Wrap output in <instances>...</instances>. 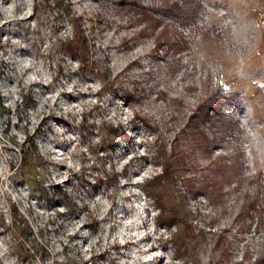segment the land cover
<instances>
[{"label": "rangeland", "instance_id": "374dc122", "mask_svg": "<svg viewBox=\"0 0 264 264\" xmlns=\"http://www.w3.org/2000/svg\"><path fill=\"white\" fill-rule=\"evenodd\" d=\"M176 3L198 19L173 16L167 9ZM67 6L81 17L98 74L61 56L56 39L72 32ZM28 60L33 64H21ZM106 66L114 87L99 93ZM33 74L37 79L28 81ZM57 91L33 128L30 114ZM212 95L217 102L209 115L198 112ZM89 100L97 103L85 106L79 123L71 113L56 115L62 103ZM124 109L133 112L127 124L117 119ZM113 111L115 122L107 119ZM103 121L120 123L125 133L104 139ZM161 144L184 165L171 189L177 203L184 199L195 236L180 257L172 241L176 228L166 226L147 187L162 173L155 162L163 161ZM128 156L133 159L117 172ZM66 172L67 181H52ZM131 179L139 182L120 183ZM130 189L141 194L120 196ZM97 197L112 202L105 221L88 207ZM137 217L139 230L154 234L113 244L114 227L105 242L101 225L108 218ZM0 242L6 248L0 264H119L149 245L139 254L161 255L143 264L169 258L258 264L264 256V0H0Z\"/></svg>", "mask_w": 264, "mask_h": 264}, {"label": "trees", "instance_id": "16d2710c", "mask_svg": "<svg viewBox=\"0 0 264 264\" xmlns=\"http://www.w3.org/2000/svg\"><path fill=\"white\" fill-rule=\"evenodd\" d=\"M46 3L49 0H44ZM58 0H56L57 2ZM61 2V0H59ZM63 2V1H62ZM193 2H199V0H186V4H192ZM34 7H38V3L34 4ZM68 9V10H67ZM189 9H184L179 7L178 3L173 7H169L167 11L171 12L173 16H185L188 19L193 18L197 20V16L192 14ZM195 9H198L197 7ZM66 17L67 22L72 28L71 35H66L64 38H57L56 40L60 44V49L62 48V57L68 59L66 56H71L79 62L78 70L81 72H91L99 73L98 68L96 67L97 62L95 59L90 58V41L87 38V33L85 28L81 24V17L76 15L72 9L67 6L66 8ZM62 17L61 14H57L55 18ZM57 33L54 32L56 36ZM55 44V42H54ZM52 43L50 54L53 53L52 49L54 47ZM59 49V48H58ZM98 70V71H97ZM103 76H100L101 83L99 93H103L109 88L112 90L114 87V82L112 83L111 78L112 74L109 72L108 67H105V72L102 73ZM111 81V82H110ZM217 102V97L210 96L198 107V112H204V115H209V110L213 106V103ZM198 112L192 113L190 115V123L194 122L195 118H198ZM103 127L106 129V135L103 136L104 139L116 138L120 134V131L125 133V129L121 127L120 123L106 122L103 121ZM162 148L158 154L159 157L163 158L161 161L156 157V161L162 165V173L155 175L151 180L148 181L147 187L149 194L155 199L157 205L160 209V216L163 218L166 226L176 228V233H173L172 241L176 248V255L178 257L182 256L181 251L183 248H189L190 243L193 241L194 235V226L192 224V215L187 212L186 206L184 204V199L180 203L176 202V197L174 195L171 186L174 182L175 171H177L181 166L184 168L183 161L180 159H172V156L167 155L165 150V144H161ZM194 235V236H193ZM258 264H264V256L257 262ZM237 264H245L243 262Z\"/></svg>", "mask_w": 264, "mask_h": 264}, {"label": "clouds", "instance_id": "9594fccd", "mask_svg": "<svg viewBox=\"0 0 264 264\" xmlns=\"http://www.w3.org/2000/svg\"><path fill=\"white\" fill-rule=\"evenodd\" d=\"M229 24L231 25V21H229ZM233 36L234 37H238V30L233 27ZM245 42H247L245 40ZM139 51V50H138ZM21 64L24 66H30L33 64V61L28 60V61H21ZM79 65H76V67H78ZM22 71V69H21ZM37 77L33 74L30 75L28 77V81H32V80H36ZM44 82L48 83L50 82L47 76L43 77ZM26 81V83L28 82ZM91 87V86H89ZM97 87H99V85H97ZM68 91H71L72 88L71 86L68 87L67 89ZM82 91H87V87L81 89ZM13 94L16 93V89H12L11 90ZM8 93H5V95H7ZM59 95V91H57L54 95L51 96H46L44 97L43 101L41 102L40 108L36 111L30 114L29 119H31L33 121V128L35 126V121H36V117L39 116L40 119H43V116L41 115V112H46L47 110L51 109V105L49 104V101H51L52 103L55 102V97ZM18 99V97H17ZM97 103V101L95 100H89V101H83L82 104H73V105H67L65 106L63 103L61 104V107L63 108V112H56V115H64L67 118V115L69 113H71L72 117L77 121V123H79L82 120V116L81 113L85 111V106L87 105H93ZM45 105H48V109L45 108ZM133 117V112L129 109H124L123 114L120 117H116V112L113 111L112 114L110 116L107 117L108 120L115 122L114 118H117L119 120V122L127 124L128 121L130 119H132ZM28 121L26 120L25 123H27ZM97 123H100V121H97ZM56 131L62 132L63 129H56ZM135 131V130H132ZM74 138V137H73ZM125 140H127V138L125 137ZM83 151H87V149H84ZM140 155H143V153H139ZM60 156H63V153H60ZM69 162L70 167L73 168L74 171L79 172L80 171V165L79 163L72 165L71 164V157L66 158ZM133 159L132 156H128V158L126 160H124L121 164L117 165L116 167V171L120 172L122 171V169L124 168L125 165L129 164V162ZM112 166L109 165V171H111ZM153 170L151 168H149L142 176H140L139 180H143L145 176H148ZM147 174V175H146ZM52 181H55L56 183H63L64 181H67L69 179V173H64L63 176L61 177L60 180H57L55 176H53ZM139 180L137 179H131L129 180H121L120 183L121 185L124 184H128L129 182L131 184H137L139 182ZM131 192H136L138 195H140L141 193H139V191L137 189H130L129 192H121L120 196L123 197L125 195H129ZM111 195V194H109ZM88 207L90 208L91 212L93 214H95L97 216V218L101 221H105L106 217H108V213L109 210L112 207V202L108 197H97L96 200L90 202L88 204ZM138 207L143 210V208L145 207V205L143 203H141L140 205H138ZM99 208V212H97V209ZM61 212L65 211V209L61 208L60 209ZM89 214H85V218L81 219L80 221L77 222L76 224V228L78 229L79 227L83 226V224L85 223V220L87 219ZM139 224H140V218L137 217L134 220H128V221H121V220H112L111 218H108V221L105 222L104 224L101 225V228L103 229V236L105 239V242H108V236L110 231L115 227V232L111 233V243L113 244H120V245H124L126 243L131 242L132 244H136L140 239L143 238V236L152 233L154 234V229L149 228L148 233H145L143 231L139 230ZM73 234V230L69 229L68 235H72ZM84 235H88L87 232L84 233ZM169 237L167 235H165V239H168ZM62 239H64L62 237ZM156 239H159V236H156ZM96 241H93V244ZM92 245H89V247H91ZM151 247V245L148 246V248H142V249H138L137 252L133 253V258L131 260H121L119 262V264H143V262L152 260L155 256H160L161 253L160 252H156L153 254H148V255H140L139 252L142 251L143 253H148L149 248ZM59 247H57V251H59ZM6 248L5 245L3 244V242H0V258H3L4 254H5ZM85 254L88 253V251H84ZM13 264H15V262H13ZM37 264H39V262L37 261ZM167 264H182L181 261H175L173 262L171 260V258L168 259Z\"/></svg>", "mask_w": 264, "mask_h": 264}, {"label": "snow or ice", "instance_id": "6c2138e0", "mask_svg": "<svg viewBox=\"0 0 264 264\" xmlns=\"http://www.w3.org/2000/svg\"><path fill=\"white\" fill-rule=\"evenodd\" d=\"M146 175H147V174H146ZM84 251H88V249H87V248H85V249H84Z\"/></svg>", "mask_w": 264, "mask_h": 264}, {"label": "bare ground", "instance_id": "6f19581e", "mask_svg": "<svg viewBox=\"0 0 264 264\" xmlns=\"http://www.w3.org/2000/svg\"><path fill=\"white\" fill-rule=\"evenodd\" d=\"M96 220V219H95ZM97 221V220H96Z\"/></svg>", "mask_w": 264, "mask_h": 264}]
</instances>
